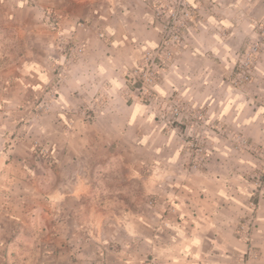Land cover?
Instances as JSON below:
<instances>
[{
  "label": "clouds",
  "instance_id": "clouds-1",
  "mask_svg": "<svg viewBox=\"0 0 264 264\" xmlns=\"http://www.w3.org/2000/svg\"><path fill=\"white\" fill-rule=\"evenodd\" d=\"M0 213L18 264H264V0H0Z\"/></svg>",
  "mask_w": 264,
  "mask_h": 264
},
{
  "label": "crops",
  "instance_id": "crops-1",
  "mask_svg": "<svg viewBox=\"0 0 264 264\" xmlns=\"http://www.w3.org/2000/svg\"><path fill=\"white\" fill-rule=\"evenodd\" d=\"M102 166L92 165L89 167V171L93 175L94 185L102 179ZM33 231L34 228L30 222L25 220L24 223H17L9 219L7 215L0 213V240L5 242L3 249H0V264H18L14 251L17 237L21 234L30 235Z\"/></svg>",
  "mask_w": 264,
  "mask_h": 264
}]
</instances>
